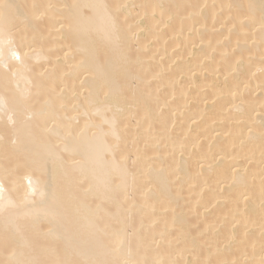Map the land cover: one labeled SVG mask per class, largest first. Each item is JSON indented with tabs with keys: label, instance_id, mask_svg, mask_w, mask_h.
I'll use <instances>...</instances> for the list:
<instances>
[{
	"label": "bare ground",
	"instance_id": "6f19581e",
	"mask_svg": "<svg viewBox=\"0 0 264 264\" xmlns=\"http://www.w3.org/2000/svg\"><path fill=\"white\" fill-rule=\"evenodd\" d=\"M177 14L178 25L156 32ZM143 36L153 40L144 54L136 49ZM172 37L182 52L160 60L170 49L157 46ZM160 144L176 149L171 160ZM191 153L200 160L194 171ZM184 183L193 186L187 197ZM133 190L140 197L124 202ZM200 199L202 211L229 200L223 214L197 223L202 234L229 220L221 239L206 235V247L184 221V202ZM165 208L172 215L156 221L163 228L155 238L143 230L160 216L138 218L135 242L186 248L134 255L127 242L135 221L122 217ZM112 219L123 221L101 226ZM15 229L47 240L31 244L54 261L31 259L28 235ZM7 233L17 241L0 249L4 264H178L194 248L208 257L224 244L230 253L218 263L264 264V0H0V239L10 240ZM28 244L30 259L19 254Z\"/></svg>",
	"mask_w": 264,
	"mask_h": 264
},
{
	"label": "rangeland",
	"instance_id": "374dc122",
	"mask_svg": "<svg viewBox=\"0 0 264 264\" xmlns=\"http://www.w3.org/2000/svg\"><path fill=\"white\" fill-rule=\"evenodd\" d=\"M193 2H195V0H192ZM164 4V6L165 5H167V4H172V2L171 3H167V2H164L163 3ZM168 6V5H167ZM206 6V5H205ZM204 6V7H205ZM145 7V5H141L139 8H138V10H135L134 12L135 13H137L139 10L141 11L143 8ZM203 7V8H204ZM186 8H192V5L191 4H188V6L186 7ZM190 10V9H189ZM229 10V9H228ZM183 12H184V10H183ZM201 13V12H200ZM198 16H201V14H197V15H195V16H193V17H185V18H183L184 20H186L187 22L188 21H191V20H193V19H199V17ZM221 15H219V17H220ZM180 16L177 14V16H175V18H174V20H171V21H169L168 23H165L164 25H162V26H160V28H158L157 30H156V32H158L159 34H164L165 33V30H169L170 28L172 29L173 27L172 26H176V25H178L179 24V22H177L176 20H178V19H180L179 18ZM214 18H217V17H214ZM209 20H211V19H209ZM245 20H246V18H245ZM179 21V20H178ZM211 22H213V20L211 21ZM211 22L210 21H208V23H207V21H206V24H208V25H210L211 24ZM211 25H213V23L211 24ZM205 26H207V25H205ZM215 26V25H214ZM220 27V26H219ZM200 29H201V31H202V33H206V31H205V28L206 27H199ZM170 29V30H171ZM214 29H216L215 27H214ZM214 29H212V30H214ZM231 29H236L235 28V26L233 25V26H231ZM204 30V31H203ZM217 30V29H216ZM215 30V34H217L216 31ZM191 34V33H190ZM147 36V35H146ZM144 37L143 36V45H141V44H138L137 46H136V49H139V51L140 52H142L143 54L145 53V52H149V50L151 49L152 50V48H151V45H152V43H153V40H148L147 41V37ZM174 37H172V38H167L166 40H163V44L162 45H159V46H157L158 47V50H159V52L161 51H164L165 50V48L166 49H170V51L168 52V54H166V53H163V54H160L159 55V59L160 60H163V61H165V59L167 58V56H169L171 53H174L175 55L177 54V55H180V52H182V51H179V50H181V46L179 45V46H174V47H172V39H173ZM186 39V38H185ZM174 40V39H173ZM150 45V46H149ZM200 45L201 46H204L205 44H203V43H200ZM201 46H197L196 48H195V50H196V52H198L199 50H200V48H201ZM142 47V48H141ZM157 47H156V49H157ZM180 47V48H179ZM153 48H154V46H153ZM159 52H157L156 54H159ZM171 52V53H170ZM191 56H189V58H190ZM180 60H182L181 58H179V57H177L176 56V58H175V60H174V62H172V66L173 65H175L174 63H176V62H179ZM210 61V59H208V60H206L205 62L203 61V62H201L200 63V65H203L204 63L206 64V62H209ZM203 72H205L207 75H208V73L206 72V70L204 69L203 70ZM186 79V76L184 75V74H182L181 76H180V79H179V81H181V83L182 82H184V80ZM200 79V78H199ZM149 83L150 82H157L158 80H156V78H154V77H152V78H150L149 80ZM165 82H166V80H165ZM161 89V88H160ZM208 90V88H204L200 93H199V95H201L202 94V92L204 91H207ZM203 92V93H204ZM163 94V93H162ZM167 95V94H166ZM165 95V96H166ZM174 99H176L177 101H176V103H178V100H180L181 98L180 97H176V96H174L173 97ZM173 98H171L170 100H173ZM169 100V101H170ZM192 103V105L194 104V102L192 101L191 102ZM191 105V104H190ZM209 113V110H207L204 114H208ZM187 114H189V112H187ZM204 116L203 117H201L200 119H198V120H196V122H194L196 125L199 123L200 124V122L202 123V121H204ZM223 121H221V122H217V121H212V124H217V123H222ZM194 123L192 124V126H191V128H192V130L191 131H193L194 132V130H196L194 127H193V125H194ZM181 125H182V123H180ZM198 124V125H199ZM195 125V126H196ZM178 126V127H177ZM177 126H175V128H180L181 129V127L179 126V125H177ZM190 128V129H191ZM177 129H174V133H173V135L174 134H176V135H178V131H180L179 129H178V131H177ZM176 130V131H175ZM190 131V130H189ZM190 131V132H191ZM192 132V134H194ZM196 133H197V131H195ZM180 133V132H179ZM195 133V134H196ZM176 135H174V138H177L176 140L177 141H179L178 140V138H179V136L177 137ZM195 136V135H194ZM182 138V137H181ZM189 139V138H188ZM188 139H186V140H188ZM193 138H191V140H192ZM161 146H160V150L162 149V157L164 156L165 158L164 159H166V160H171V155L173 154L174 155V152L176 151V149H174L173 148V150H169V152L167 151L166 152V149L167 148H165V149H163L165 146L163 145V144H160ZM161 147H163V148H161ZM152 148H149L145 153H143L142 154V156L140 157V159L141 158H143V155H145L146 153L147 154H150L151 152H152ZM149 151V152H148ZM165 151V152H164ZM169 153V154H168ZM167 154H168V156H167ZM170 155V156H169ZM172 155V156H173ZM191 155V156H190ZM194 155H192V153L191 154H188V157L186 158V159H188L189 157V160H191L192 161V163H191V165L189 166V168L191 169V170H195L196 169V167L198 166V160L196 159V161H193L191 158L193 157ZM168 157H169V159H168ZM200 161V160H199ZM19 167H22L21 165H19ZM194 168V169H193ZM171 180H173V179H171ZM177 181V179L176 178H174V182H176ZM63 181H59L58 183H62ZM172 182V181H171ZM173 182V183H174ZM171 183V185H175L176 183ZM177 184L179 185V186H172L173 188H175L176 187V189H177V187H180V184H179V178H178V182H177ZM185 184V183H184ZM187 184V183H186ZM185 184V185H186ZM185 185H183V187L185 186ZM225 186V185H224ZM190 189H192L193 188V186H190V185H188L187 184V186H185L183 189H184V192H183V196L184 197H187V195H186V193H188L189 192V188ZM226 188H227V186H225V189H223V190H221V191H224V190H226ZM183 189H182V191H183ZM186 189H188L187 190V192H185V190ZM208 190V189H207ZM207 190H205V193H203V195L205 196V198L208 196H210L211 194H210V192H212V191H209V193H207L208 191ZM139 192H141L140 190H138V191H135V190H133V191H130L125 197H124V199H123V201L125 202V201H130V200H132L133 198H139L140 197V193ZM204 192V191H203ZM79 193V194H78ZM81 193V190H80V188H78L77 189V194L78 195H83L82 193H83V190H82V193ZM213 193V192H212ZM185 194V195H184ZM81 197V196H80ZM142 197V196H141ZM204 200V199H203ZM95 201H97V198L95 199ZM98 201H99V199H98ZM189 201V200H188ZM188 201H186V204H185V202H184V204H183V201L181 202L180 201V204L182 203L183 205V207L182 206H179V208H183L184 210H186L185 212L187 213L188 211H190V213H187L186 214V219H185V217H184V221L186 220V221H188L187 223H189L190 221V223H193V224H190V226H191V228H192V226L193 225H197V226H193V228L192 229H194V230H192L191 228L189 229V232H190V235L188 234V236H195L194 238H196V237H198V239L197 240H201L202 241V243L204 244V243H206V242H204V239H207L206 238V235L208 234V233H210V234H208L210 237L212 236V234L214 235V236H212L211 238H212V240H214V237L215 238H222V236H223V234L225 233L224 231H227L228 230V226H229V220L227 221V222H224V224H223V222L222 223H220L213 231H211V232H204V233H202L201 234V232H199L198 231V224H201V222L203 221V220H200V219H202L201 217H203V218H207V217H209V219L208 220H210L211 219V217L214 219V217H217V216H219V212L221 211V214H223V212H225L228 208H227V206L229 207V200H227L226 199V202H228V203H226V202H224V204H225V206H223L224 204H222L223 203V200L221 201L222 203L221 204H219V205H217V206H215L214 208H210V209H208V210H204V211H202L201 209H200V207L201 206H199V205H202L203 203H201L202 202V199H200V200H198V201H196V202H194V203H192L193 201H190V203L188 202ZM95 203V202H94ZM93 202L91 203V204H94ZM199 204V205H198ZM96 205V204H95ZM192 205L193 206H195V207H192ZM107 208V210L108 209H110L111 208V206H109V204L107 205V203H106V205H105ZM198 206H199V208H198ZM110 207V208H109ZM179 208H177V209H179ZM195 208H197V210L195 209ZM192 211H191V210ZM193 209L194 210H196V213L193 211ZM200 209V210H199ZM225 209V210H224ZM171 210H169L168 208H165L162 212H160L161 214H156V213H152V211H150V210H145L144 212H141V213H138V214H133V215H128V216H124V217H122L123 218V220H133V221H135L134 223H133V227L132 228H130V230H129V232H128V234H129V236H130V240L127 242L128 243V245H130V246H132L134 249H135V251L133 252L134 253V255H138L139 254V252H140V250L144 247H139L138 245H137V243L135 242V240H136V237H135V235L137 234V233H139L140 232V227H138L139 226V224H138V222H139V219L138 218H140V217H142V216H149V215H151V214H153V215H151V217L152 216H154L153 218H155L156 216H160L159 217V220H156V219H154V221H152L151 223H150V229H146V230H143V232L145 233H149V235L152 237V235L154 234V238L155 237H157V232H159V230H161L162 228L160 227V226H158L157 225V222L159 221H163V220H167L169 217H171V215H172V211L170 212ZM202 211V212H201ZM199 212V213H198ZM169 213H170V215H169ZM202 213H204L205 214V217L204 216H201V214ZM208 213H209V215H208ZM218 213V214H217ZM168 215V216H166V217H163V216H165V215ZM214 214H215V216H214ZM217 214V215H216ZM220 214V215H221ZM142 215V216H141ZM200 215V216H199ZM203 215V214H202ZM226 218H228L229 219V217L230 216H225ZM198 218V219H197ZM117 219V218H116ZM116 219H112V220H107L108 222L107 223H105L106 221H102V222H104V223H102L101 221V226H110V225H116L117 223L119 224V222H120V220H122V219H118V220H116ZM158 219V218H157ZM189 219V220H188ZM212 219V220H213ZM122 220V221H123ZM207 220V219H206ZM117 221V222H116ZM157 221V222H156ZM185 221V222H186ZM158 222V223H159ZM199 222V223H198ZM194 223H196V224H194ZM198 223V224H197ZM227 223V225H225ZM117 224V225H118ZM136 224V225H135ZM237 226V225H236ZM26 227L28 228V227H30V228H28V229H25V226H23L22 228L23 229H25V230H29V229H31V226H29V225H26ZM233 227V226H232ZM225 228H226V230H225ZM234 228V227H233ZM235 228H237V227H235ZM23 229H21V230H18V229H15L16 230V232L18 233V231H21V233L23 234H27V232L29 233V231H25V230H23ZM156 230H157V232H156ZM175 230H176V228H175ZM174 230V231H175ZM178 230V229H177ZM11 231V233H13L14 232V230L13 229H11L10 230ZM9 231V232H10ZM13 231V232H12ZM24 231V232H23ZM41 231V230H40ZM40 231H39V234H41L40 233ZM198 231V232H197ZM3 232L4 233H6V231L3 229ZM15 232V233H16ZM42 233H44L43 231H41ZM177 232V231H176ZM188 232V233H189ZM212 232H214V233H212ZM221 232L223 233L222 234V236H220L219 234V237H217L218 235H217V233H220L221 234ZM20 232L18 233V234H21ZM145 233V234H146ZM151 233V234H150ZM156 233V234H155ZM175 232H173L172 234H173V236L174 235H176V234H174ZM216 233V234H215ZM251 233V232H250ZM250 233L248 234L249 236H251L250 235ZM8 235H7V237L10 235V237H8V238H10V240H5V239H0V249H3V251H4V253H6L7 251H8V249L10 250L11 249V246H14L13 244H15L16 243V241L17 240H15V237H14V239L12 240L11 239V235L12 234H10V233H7ZM29 234H31V233H29ZM29 234H27L28 235V237L26 238L27 240H29V237H30V235ZM192 234V235H191ZM203 234H205V235H203ZM13 235H14V233H13ZM32 235H33V233H32ZM31 235V236H32ZM170 235V234H169ZM216 235V236H215ZM37 236V237H36ZM35 236V233H34V235L30 238V240H29V243L31 244L33 241H35V240H38V238L40 237L39 235H36ZM208 236V238L209 239H211L210 237ZM3 238H6V237H3ZM8 238H6V239H8ZM220 238V239H221ZM20 239H22V238H20ZM35 239V240H34ZM135 239V240H134ZM209 239H207L206 241L208 242V240ZM26 240V241H27ZM44 240V239H43ZM152 240H153V238H152ZM156 240V239H155ZM155 240L154 241H152L151 243H149V244H147V245H145V247H144V251H146V249L147 250H158L159 252H161L162 251V253H163V251H164V254H166L167 253V250H168V252H170V250L172 249H174V250H176V249H178V247H183L184 249L186 248L185 246H187V243H185L186 245L184 246V244L182 245V243L181 242H174V243H165V244H155L156 242H155ZM157 240H159V239H157ZM28 242V241H27ZM27 242H26V244H27ZM35 242H33V244H34ZM36 243H38V244H44V245H46L48 242H47V240H46V242H45V240H44V242L43 241H41V242H36ZM35 243V244H36ZM61 243V242H60ZM136 243V244H135ZM180 243V244H179ZM200 241H198V247H200L201 246V244H202ZM33 244H31V246L33 245ZM202 244V245H203ZM29 245V244H28ZM200 245V246H199ZM30 245L28 246V252H27V249L25 248V252H26V254H28V255H26L25 254V252H24V254H23V249H21L20 251H19V254L21 253V255L23 256H26L28 259H30L31 257H32V255H33V258H31V259H39V260H41L42 258H43V260H45V261H47V262H49L48 260L50 259V262H53L54 261V257L52 256V257H50V256H44V255H38V254H36L35 252H38V251H41V246H40V250H38V248L36 249V250H34V248H36V246L38 247V245H35V247L34 246H32V248H31V250H34V252L32 251V255L30 254V247H31ZM206 246H208V245H206V244H204L203 246H201V247H206ZM210 246V245H209ZM234 246V245H233ZM177 247V248H176ZM201 247H200V251L198 252V249H196V248H194L193 249V256H188V258L190 257V260H188V261H191V262H184V263H182V261H181V259L180 258H178V254H176V258H178L179 260H178V262L180 263H182V264H187V263H189V264H207V262L206 261H208V259L210 258L212 261L210 262V263H208V264H236L237 263V261L234 259H232V260H224V261H222V262H219L218 263V261L217 260H219V259H221L220 258V256H218V255H220V252H222V253H224L225 252V250H227L225 253H227L229 250L228 249H226V247H228L226 244H224L223 246H221V247H219V249H217L216 251H214V252H210V254H208L209 256L211 255V256H214V258H216V259H214L213 257V259L211 258V257H209L208 255V257H206V253L208 252V251H206L207 250V248H204V249H206V250H204L205 252H203L202 253V250H201ZM211 247V246H210ZM234 247H236L234 250L236 251H238V246L237 245H235ZM238 247V248H237ZM140 250H139V249ZM232 249V250H233ZM143 250V249H142ZM161 250V251H160ZM231 250V251H232ZM2 251V252H3ZM149 251V253H151ZM148 252V251H147ZM191 252H192V250H191ZM196 252H197V255H199V256H197V255H195L196 254ZM202 253V254H199V253ZM233 252V251H232ZM148 253V254H149ZM229 253L230 252H228L227 254L229 255ZM34 254H35V256H34ZM169 253H167L166 255H168ZM205 254V255H204ZM59 255H61V254H59ZM191 255V254H190ZM203 255V256H202ZM0 264H4V261H6V259H8V257H7V255L5 256V254H4V256H3V254H0ZM31 256V257H30ZM41 256V257H40ZM62 256V255H61ZM217 256V257H216ZM221 256H223V254H221ZM38 257V258H37ZM203 257V258H202ZM219 257V258H218ZM49 258V259H48ZM208 258V259H207ZM218 258V259H217ZM53 259V260H52ZM63 260V259H62ZM214 260H216V262H214ZM237 260H239V259H237ZM59 261V260H58ZM75 261H79V260H77V259H75ZM240 261V260H239ZM49 262V263H50ZM79 262H82V261H79ZM78 262V263H79ZM151 262V261H150ZM149 262V264H152V262L150 263ZM200 262V263H199ZM61 263H62V261H61ZM78 263H75L74 262V264H78ZM83 263V262H82ZM178 263V264H179ZM58 264H60V262L58 263ZM83 264H87V263H83ZM136 264H138V263H136Z\"/></svg>",
	"mask_w": 264,
	"mask_h": 264
},
{
	"label": "snow or ice",
	"instance_id": "6c2138e0",
	"mask_svg": "<svg viewBox=\"0 0 264 264\" xmlns=\"http://www.w3.org/2000/svg\"><path fill=\"white\" fill-rule=\"evenodd\" d=\"M17 58H19V57H17Z\"/></svg>",
	"mask_w": 264,
	"mask_h": 264
}]
</instances>
